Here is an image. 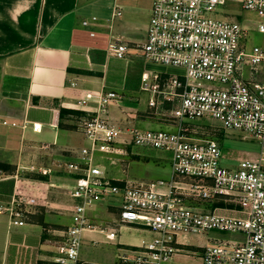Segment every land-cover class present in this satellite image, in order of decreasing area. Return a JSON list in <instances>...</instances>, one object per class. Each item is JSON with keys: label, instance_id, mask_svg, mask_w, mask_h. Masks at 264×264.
<instances>
[{"label": "built area", "instance_id": "2783aa9c", "mask_svg": "<svg viewBox=\"0 0 264 264\" xmlns=\"http://www.w3.org/2000/svg\"><path fill=\"white\" fill-rule=\"evenodd\" d=\"M242 10L257 19V32L264 35V0H238ZM225 0H153L143 44L135 47L138 58L154 65L182 71L171 75L160 88L159 77H141V90L171 103L170 115L178 130L131 129L121 139V129L108 119L109 107L117 102L115 92H101L93 112L76 118L87 145L73 156L54 157L49 144L41 145L52 157L49 166L37 167L48 175L58 170L72 176L69 196L71 223L62 230L57 247L58 264H83L79 258L87 233H98L104 242H114L121 227L129 224L151 236L135 245L119 248L122 264H165L184 250L188 235L204 236L211 230L232 233L214 238L202 251L203 264H264V51H247L242 44L247 27L239 21L212 15L225 7ZM120 15L116 9L113 17ZM97 23L96 18H91ZM87 24V23H86ZM93 36V34H91ZM110 56L127 60L132 48L118 40L108 43ZM215 121L223 130L237 131L241 138L261 143L259 153L224 164V153L214 138H191L184 123ZM29 124L40 132V123ZM0 126L18 127L0 119ZM133 147L167 152L170 176L144 181L128 174V156ZM107 162L119 168L122 178L107 174ZM30 169H36L31 166ZM0 170V180L6 178ZM118 208L114 221L91 217L100 203ZM233 205L236 214L224 213L214 203ZM49 207V203L43 202ZM47 203V204H46ZM212 204L209 208L195 206ZM38 199L14 192L0 213L7 214V229L21 227ZM95 246L96 239L89 241ZM21 256L16 264H23Z\"/></svg>", "mask_w": 264, "mask_h": 264}, {"label": "crops", "instance_id": "0c3cea01", "mask_svg": "<svg viewBox=\"0 0 264 264\" xmlns=\"http://www.w3.org/2000/svg\"><path fill=\"white\" fill-rule=\"evenodd\" d=\"M135 1L112 0L106 6L102 19H98L95 16L86 17V11L93 3L87 0H0V119L18 126H0V170L7 175L0 180V206H5L14 192L38 199V205L26 215L25 224L21 227L8 230L7 214L0 213V264H16L20 256L23 264H58L53 258L58 255L62 230L71 223L73 199L69 192L74 185L72 176L54 170L43 175L48 178L43 181L7 173L8 165L13 168L17 165V172L21 167L23 158L19 142L25 147L24 139L32 140L35 152L39 153L34 155L37 162L32 161L37 167L49 166L52 162L50 154L41 148L43 144L51 146L54 157L73 156L87 145L77 127L76 118L95 110L101 92L118 95L117 102L109 107L108 119L122 130L121 139L126 138L131 129L178 130L170 115L171 103L155 95L156 105L150 107L152 94L141 90L144 74L148 75L151 84H156L152 76L157 75V85L161 88L165 79L171 75H182V71L151 65L138 58L135 47L146 39L153 0H149L144 7H141L140 1ZM116 9L120 15L113 17ZM91 18H96L97 23H92ZM240 18L239 22L243 25ZM97 37L101 40L96 41ZM110 40L124 42L132 48L127 60L109 55L107 48ZM111 62H123L122 72L111 70ZM145 65L155 70H146ZM61 109L72 111V114L60 117ZM24 122L40 123L42 130L33 132L29 124L21 129ZM194 124L184 123L185 134L201 138L197 135L207 131ZM148 151L154 154L147 155ZM150 156L155 157L154 164L158 165L161 161L168 164L169 175L158 179L169 178L167 152L137 148L128 159L138 163L143 157L152 160ZM239 158L230 160L229 165L236 164ZM105 165L110 177H123L119 168L107 162ZM45 200L49 207L44 206ZM211 205L199 203L195 206L209 208ZM214 206L224 213L236 214L231 204L218 202ZM91 217L99 222H111L118 218V208L112 202L100 203L92 210ZM126 231L135 234L126 236L122 233ZM150 236L147 230L129 224L121 227L114 242H104L103 236L98 233H87L79 258L83 264H122L117 259L119 248L135 245L141 238ZM214 238L217 237H208L202 244L193 245L189 235L185 236L182 238L186 243L184 250L173 255L165 264H189L194 254L203 264V248ZM91 239L114 247L106 259L90 260L87 246ZM189 247L199 248L201 252L197 254L198 251Z\"/></svg>", "mask_w": 264, "mask_h": 264}, {"label": "rangeland", "instance_id": "374dc122", "mask_svg": "<svg viewBox=\"0 0 264 264\" xmlns=\"http://www.w3.org/2000/svg\"><path fill=\"white\" fill-rule=\"evenodd\" d=\"M88 2H93L86 11V17H92L95 16L96 18L102 19V15L104 12H106V6L112 2V0H87ZM140 1V2H139ZM149 0H136L135 2H139L141 7H144ZM226 5L223 8H220L217 10L216 13H214L212 16L216 19L224 20L225 18H233L236 21H239V18L242 19L243 25L247 27V35L243 39L242 44L244 45L245 49L247 51H251L254 47H258L259 49L264 51V35L259 34L257 32V19L249 12L242 10L240 4L238 3V0H225ZM101 38H103L101 36ZM101 40L100 37L96 39V41ZM151 64V63H149ZM153 65V64H151ZM146 70H155L151 66H146ZM111 70H115L117 72H122L123 70V62L120 63H114L111 62ZM175 72V71H173ZM194 125L199 126L200 128H203L201 130L207 131L206 133H199V137L202 139L204 138H214L217 139V141L220 144V148L222 152L224 153V164L231 163L230 160L235 159L236 157H246L247 155L256 154L259 153L261 149V143L257 141L256 139H253L251 137L242 139L241 133L237 131H229V130H223L220 128V125L215 121H198L195 122ZM21 141V140H20ZM24 145L22 147V143L19 142V148L21 145V167L19 171L17 172V165L15 168L8 165L7 167V173L11 175H17L22 178H35L40 180H46V176H43V174L37 173V166H34L33 160L37 162V158L34 157V155L38 154L35 152V147H33L34 144H32V140L25 138L24 139ZM34 143V142H33ZM140 147H133L132 151ZM41 154V153H40ZM154 154L151 151H148L147 155ZM148 157V156H147ZM143 157L142 161H139L138 163L134 161L130 162L132 159H128V172L133 175L135 178L139 179H158V178H164L169 175V167L167 162L162 161L157 165L155 163V157L150 156V158ZM35 158V159H34ZM154 162V163H153ZM31 166H34L36 169H30ZM6 167L5 165L3 166ZM6 175V174H3ZM126 233V236L128 235H134L135 233H130L129 231L122 232ZM232 233L227 231H218V230H211L206 232L204 237L200 238V236L196 235H189L190 238V244L193 245H200L204 242V240L208 239V237H217V238H230L232 237ZM87 248L89 249L88 257L90 260L100 261L107 258L109 255V252L112 251V248L110 245L107 244H98L95 246L88 245ZM189 249H193L198 251L197 254L201 252L199 248L196 247H189ZM200 259L197 257L196 254L193 255V260L189 261V264H200Z\"/></svg>", "mask_w": 264, "mask_h": 264}, {"label": "trees", "instance_id": "16d2710c", "mask_svg": "<svg viewBox=\"0 0 264 264\" xmlns=\"http://www.w3.org/2000/svg\"><path fill=\"white\" fill-rule=\"evenodd\" d=\"M66 113H71V114H72V111H67V110L61 109V110H60V117H61L63 114H66ZM0 166H2V164H0Z\"/></svg>", "mask_w": 264, "mask_h": 264}]
</instances>
